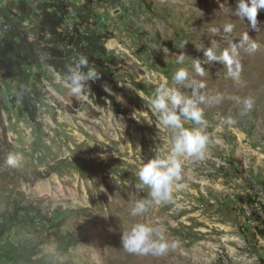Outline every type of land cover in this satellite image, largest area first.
<instances>
[{
	"label": "rangeland",
	"instance_id": "rangeland-1",
	"mask_svg": "<svg viewBox=\"0 0 264 264\" xmlns=\"http://www.w3.org/2000/svg\"><path fill=\"white\" fill-rule=\"evenodd\" d=\"M21 1L43 0H0V8ZM69 1H89L94 27L107 36L114 61L101 86L111 89L118 106H101L91 94L70 96L55 80L60 69L20 59L39 75L35 87L43 97L35 100L0 56V264H261L264 10L253 31L235 16L236 0ZM74 18L71 9L67 23ZM228 24L233 31L225 34ZM245 34L257 48L239 49V82L216 62L203 65L205 77L195 74L193 59H204L202 45H215L219 54ZM180 53L183 65L176 63ZM181 67L189 71V86H181L185 95L205 84L199 94L206 102L199 107L208 153L203 161L181 159L186 187L174 193L176 203H153L133 217L135 202L149 192L136 187L141 163L171 147L172 133L159 126L149 100L156 82L167 77L170 84ZM245 98L253 105L240 116ZM228 117L236 123L228 125ZM183 126L199 127L190 121ZM9 154L18 158L13 168L3 164ZM137 222L163 227L177 248L162 256L127 253L122 233Z\"/></svg>",
	"mask_w": 264,
	"mask_h": 264
},
{
	"label": "clouds",
	"instance_id": "clouds-1",
	"mask_svg": "<svg viewBox=\"0 0 264 264\" xmlns=\"http://www.w3.org/2000/svg\"><path fill=\"white\" fill-rule=\"evenodd\" d=\"M264 10V0H236L234 14L241 21H247L248 27L253 31H258L261 22L258 21V12ZM219 31V30H216ZM233 31V25L228 24L223 28V33L228 34ZM247 34L240 42H230L229 47L217 52L215 45L203 49L204 59H193L195 74L199 77L208 75V71L203 66L212 65L214 62L223 64L227 68V75L236 82L240 80L241 65L237 59L239 49L245 48L248 52H254L257 48L255 43H249ZM186 43V42H185ZM199 50V49H198ZM185 55L180 53L176 57V63L183 65ZM54 77L57 83L68 89L70 96L81 97L92 94L90 81L100 78V72L94 66L89 65L86 56L80 55L66 66L64 72H55ZM189 71L181 67L177 69L169 84L168 78L164 77L163 82H156L155 92L149 100V107L154 116L159 121V126L170 130L172 133L171 147L167 152L158 151L157 155L143 161L136 173L139 183L138 189H149L148 198L137 200L131 209L133 217L145 214L152 204L167 205L174 204V193L184 189L186 185L181 183L182 165L181 159L203 161L208 153L209 138L202 129L207 127L204 112L199 107L206 102L205 95L199 94V90L205 87L200 81L192 90V95L187 96L181 91V86L187 85ZM105 91L114 94L105 85ZM118 102H123V97L117 95ZM220 97L215 98V102L220 101ZM237 102L241 101L237 98ZM243 110L240 116L251 110L253 101L245 98L242 101ZM190 121L194 126L185 128L183 122ZM228 125H233L236 120L228 117L225 121ZM223 124L218 127H222ZM18 158L9 154L3 164L7 168L17 165ZM166 230L161 226H151L146 223H134L127 231L122 233V247L129 253L139 256L153 255L162 256L170 250L177 248L175 241L169 242L165 234Z\"/></svg>",
	"mask_w": 264,
	"mask_h": 264
},
{
	"label": "trees",
	"instance_id": "trees-1",
	"mask_svg": "<svg viewBox=\"0 0 264 264\" xmlns=\"http://www.w3.org/2000/svg\"><path fill=\"white\" fill-rule=\"evenodd\" d=\"M71 9L75 18L69 24L66 17ZM0 16L3 18L0 56L35 100L43 97L42 89L35 87L40 81L39 75H31L20 59L26 60L28 65L34 61L38 65L48 64L62 73L74 59L84 55L89 65L100 72L99 79L89 82L95 102L101 106H107L108 102L118 106L114 97L101 86L110 78L109 66L114 55L105 46L107 36L94 27L96 14L89 1L81 5L69 0H43L33 5L21 1L19 7H1Z\"/></svg>",
	"mask_w": 264,
	"mask_h": 264
},
{
	"label": "built area",
	"instance_id": "built-area-1",
	"mask_svg": "<svg viewBox=\"0 0 264 264\" xmlns=\"http://www.w3.org/2000/svg\"><path fill=\"white\" fill-rule=\"evenodd\" d=\"M99 1H101V0H99ZM260 198H264V197H260ZM262 200H264V199H262ZM260 207V206H259ZM263 213V212H262ZM263 236H264V233H263ZM264 238V237H263ZM263 253V255H262V257H261V264H264V245H263V251H262Z\"/></svg>",
	"mask_w": 264,
	"mask_h": 264
},
{
	"label": "bare ground",
	"instance_id": "bare-ground-1",
	"mask_svg": "<svg viewBox=\"0 0 264 264\" xmlns=\"http://www.w3.org/2000/svg\"><path fill=\"white\" fill-rule=\"evenodd\" d=\"M112 43H114V41H112V40H109V45H112Z\"/></svg>",
	"mask_w": 264,
	"mask_h": 264
}]
</instances>
